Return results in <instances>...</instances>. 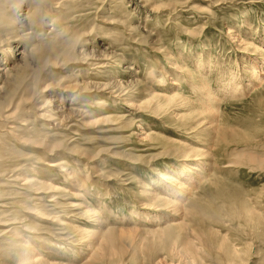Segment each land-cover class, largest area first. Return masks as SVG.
Masks as SVG:
<instances>
[{"label":"rangeland","instance_id":"374dc122","mask_svg":"<svg viewBox=\"0 0 264 264\" xmlns=\"http://www.w3.org/2000/svg\"><path fill=\"white\" fill-rule=\"evenodd\" d=\"M0 13V264H264V0Z\"/></svg>","mask_w":264,"mask_h":264},{"label":"bare ground","instance_id":"6f19581e","mask_svg":"<svg viewBox=\"0 0 264 264\" xmlns=\"http://www.w3.org/2000/svg\"><path fill=\"white\" fill-rule=\"evenodd\" d=\"M34 9V8H33ZM29 12H31V10L29 11ZM33 12V11H32ZM31 12V13H32ZM30 13H27V15L28 16H26L25 18H23L22 20H21V22L23 23H25L26 24V26H27V29H33L32 28V20H31V14L29 15ZM15 16V14H13L12 13V15H9V17H12L13 18V23H5V22H3V21H0V37H2V38H0V45L2 44V43H4L3 41L5 40V39H12V37H14V36H12V35H9V36H7L8 35V33H11V31L13 30V31H16L17 32V29H19L18 27L16 28V26H15V22H17V20H16V18L14 17ZM3 19V17L1 16V13H0V20H2ZM24 24V25H25ZM201 31V30H200ZM28 32V31H27ZM186 32V34H188V35H192V36H194V35H197V34H199L200 32H199V29L198 28H196V29H192V30H188V31H185ZM22 33H24V31H22ZM29 33V32H28ZM32 34V33H31ZM22 37L24 36V34H20ZM25 36H26V34H25ZM24 36V37H25ZM33 36V35H32ZM197 36H199V35H197ZM7 37V38H6ZM20 37V36H19ZM24 37H23V39H24ZM236 39V38H235ZM28 40V39H27ZM241 40V39H240ZM6 41V40H5ZM33 41V40H32ZM37 42V41H36ZM36 42H34L36 45H37V43ZM39 42V41H38ZM243 43V41H240V43ZM14 43V42H13ZM19 43V42H18ZM28 43H30L31 45H32V42H31V40L28 42ZM240 43H239V45H240ZM45 43H40V44H38L37 46H35V47H32L30 50H33V54H30L29 52V54H30V56H32V55H37V57H38V59H39V61H40V65H42V64H44V62H47L48 61V59H47V56L49 55V53H51V52H49L48 50H49V48L48 47H45L46 45H44ZM243 44H245V43H243ZM11 45V44H10ZM241 46H246V45H241ZM247 46H249V45H247ZM15 47H17V46H15ZM11 49V46H8L7 48H5L4 50H6V51H4L5 53H8V51ZM29 49V48H28ZM244 49V48H243ZM47 50V51H46ZM253 51V50H252ZM260 51V50H259ZM261 52V51H260ZM32 53V52H31ZM19 54H21L20 56L23 58L24 56H25V54H26V50L24 49L22 52H20ZM7 55V54H6ZM27 56V55H26ZM28 57V56H27ZM26 58V57H25ZM9 59V58H8ZM19 59V58H18ZM18 59L16 60V61H18ZM24 59V58H23ZM29 59V58H28ZM9 60H11V58L9 59ZM13 60V59H12ZM19 60H21V59H19ZM30 60V59H29ZM50 62V59H49V61H48V63ZM19 63H21V62H19ZM23 63V62H22ZM0 64H2V63H0ZM24 64H26V63H24ZM45 64H47V63H45ZM2 65H6L5 67H2L1 65H0V67H2L1 69H0V82L1 81H3V79H4V75H9V74H7L6 72L7 71H4L7 67H8V64H6V62L5 63H3ZM17 66H19V65H17ZM21 66V65H20ZM43 67V66H42ZM22 68V67H21ZM11 69V68H10ZM13 69H15V68H13ZM25 69V68H24ZM41 70V69H40ZM44 70V69H43ZM10 71H12V70H10ZM20 71H21V69H20ZM9 72V71H8ZM24 72H25V70H24ZM21 73V72H20ZM13 74V73H12ZM12 74H11V78H12V81H13V83L15 84L14 85V87L13 88H9L8 89V91L4 94V93H2V94H4V99H3V103H4V101H6V100H8V99H10V97L12 96V94H13V92L16 90V88H17V86L20 84V82H22L21 81V79H22V77L21 76H19L20 74H15V72H14V74L15 75H13L12 76ZM23 75V74H22ZM152 77L153 79H155L156 80V83H158V84H164L165 83V81H164V77L163 78H161V76H159L155 71H150L149 73H148V77ZM147 79V78H146ZM164 81V82H163ZM22 84V83H21ZM242 87V86H241ZM234 88H236V87H234ZM233 88V89H234ZM244 88V87H243ZM232 89V88H231ZM0 90H2V86H0ZM201 90V89H200ZM4 91V90H3ZM161 94V93H160ZM159 93H152V96L153 97H160L161 95H160ZM164 97H166V96H164ZM2 99H0V100H2ZM0 103L2 104V102L0 101ZM6 103V102H5ZM76 112H74V114H75ZM264 147V146H263ZM259 148V147H258ZM241 152H242V150H241ZM240 152V153H241ZM257 154V153H256ZM258 155V154H257ZM262 155V154H261ZM235 156H236V154H235ZM233 157V156H232ZM236 157H238V156H236ZM247 157V159H248V161H250V162H252V161H255V159L254 158H256V157H253V156H246ZM262 158V157H261ZM262 160V159H261ZM244 161L246 162V160L244 159ZM259 163V162H258ZM260 165V164H259ZM252 166V165H251ZM250 169V168H249ZM170 178V177H169ZM171 180V179H170ZM169 180V181H170ZM165 181V180H164ZM182 188V187H181ZM176 190V189H175ZM36 262V261H35Z\"/></svg>","mask_w":264,"mask_h":264}]
</instances>
